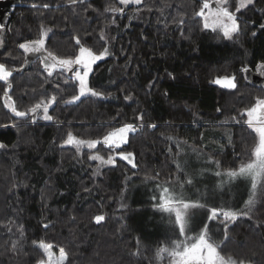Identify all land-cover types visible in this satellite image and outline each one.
<instances>
[{
    "label": "trees",
    "instance_id": "1",
    "mask_svg": "<svg viewBox=\"0 0 264 264\" xmlns=\"http://www.w3.org/2000/svg\"><path fill=\"white\" fill-rule=\"evenodd\" d=\"M202 2L121 5L119 0H85L91 5L86 12L67 0H20L12 5L8 23L0 22V63L13 70L9 95L18 110L52 94L57 101L49 109L51 121L43 120L42 112L34 122L31 116L16 118L4 104L7 82L0 81V143L6 146L0 149V264H37L45 259L36 247L40 241L55 251L63 247L66 264H149L145 247L154 248L167 235L149 211V186L135 192V183L177 177L179 183L185 176V153L222 171L238 170L248 162L258 137L243 122L244 109L264 97V82L240 70L257 71L264 64V0L240 10V33L222 40L214 39L213 31L194 15ZM109 6L125 11L108 12ZM41 25L52 30L45 47L60 58L78 54L73 40L77 35L94 52L108 47L109 56L94 65L89 77L90 87L104 95L68 103L77 94L72 74L55 69L49 75L39 55L19 48L39 38ZM233 75L236 89L213 82ZM139 113H144L142 121L135 120ZM125 123L135 124L137 131L121 149L97 145L77 151L63 145L68 132L98 139ZM119 151L133 153L136 166L117 156L115 165L96 174L98 162L90 157ZM263 195L247 216L227 225L228 238L216 241L221 255L264 264ZM101 214L106 219L97 224L94 217ZM148 218L152 222L145 223ZM16 241L23 250L12 252ZM137 248L140 254L134 255Z\"/></svg>",
    "mask_w": 264,
    "mask_h": 264
},
{
    "label": "snow or ice",
    "instance_id": "2",
    "mask_svg": "<svg viewBox=\"0 0 264 264\" xmlns=\"http://www.w3.org/2000/svg\"><path fill=\"white\" fill-rule=\"evenodd\" d=\"M254 0H239V4L235 11H230L228 0H215V7H213V0H203L202 5L198 12L194 15L203 18V27L205 29L211 28L213 31L219 29L223 35L228 38H232L234 34H239L241 31L240 23L236 15L241 9L252 4ZM121 5H140L142 0H119ZM67 4L72 6L80 5L84 7L86 12L90 4L86 5L85 0H67ZM44 8H48L47 4L43 5ZM151 11V9H148ZM108 12L123 14L124 7L109 6ZM111 23H115L113 19ZM184 21L180 20L179 24H183ZM2 27V25H0ZM260 27L264 29V24ZM42 31L40 36L35 40H27L19 44V48L23 49L25 53H40V59L43 67L51 75L53 70L62 69L71 73L70 79L75 81V87L77 88V94L70 97L68 103H74L80 101L85 96L100 97L103 93L96 91L89 86V76L93 72L94 65L99 61L104 60L109 56L108 47H104L99 53L94 52L92 48L84 46L81 43V38L77 35L73 37L75 45L78 47V54L73 57L60 58L54 53L48 51L45 47L46 40L49 38V34L52 32L50 28H44L41 25ZM101 37L104 33H100ZM255 35V33H253ZM264 69V64L260 66L261 70ZM240 71L248 72V68H242ZM264 75V71H261ZM13 70H9L4 63H0V81L7 82V89L4 91V104L14 114V117L20 119H27L31 116L34 122L40 112L43 113L42 119L45 121H51L54 119L49 114V109L57 101L55 94L50 95L48 99L41 98L38 102L34 103L27 110H18L16 102L9 95V91L12 88L9 78L12 77ZM215 84L222 86L226 89H236V77L235 75L229 77H218L213 81ZM67 83V82H65ZM56 89L60 88V84L55 85ZM125 99L131 100V96H126ZM244 113L247 115V119L243 122L250 128L258 137L257 143L254 145L251 153L249 154V160L246 163H242L238 170L232 169L227 172L229 180L237 178H243L250 184L251 195L245 204L247 211L236 212L232 210H225L224 208L212 207L206 208V205L200 203L198 200H192L183 195L182 192H177L176 189L170 190L168 187L161 186L162 194L160 195V203L156 206L162 213H167L169 222L173 225L174 233L183 237L182 239L170 240V247L168 245L158 247L156 250V258L163 259L165 254L171 258L172 264H246L241 259L239 261L233 259L231 256L225 257L221 255L218 249V245L214 243L209 235L208 224L211 221H215L219 218H223V221H231L237 219L239 215L247 216L255 205V194L258 186L261 190H264V98L256 97L252 106L244 109ZM144 113H139L135 116V120L142 121ZM155 128L156 125H150ZM137 127L133 123H125L122 126L115 128L114 130L103 135L98 139H80L73 135L72 132L67 133V138L63 141V145H73L77 151L87 147L88 149H96L97 145L106 146L109 149H121L123 145L128 143V137L130 133H135ZM6 148L5 145L0 143V149ZM119 156L122 160L127 161L135 167L133 160V153L119 151L115 155L109 156L107 160L100 156L98 153L90 157L91 160H99L102 164L115 165L116 157ZM99 171V168H97ZM216 176L220 177L221 172H216ZM186 184L191 185L192 180L189 178L185 181ZM183 184L179 187L183 188ZM155 199V197H154ZM205 209L207 216L206 220L202 221V227L196 233L195 236H186V230H191L190 221L195 215L197 210ZM106 218L104 215H96L94 220L97 224H100ZM48 228V225H44ZM23 233L21 232V236ZM224 236L227 239V228L225 226ZM35 244V242H34ZM36 247L43 250L46 259H38L37 264H66L68 261V253L63 247L59 248V256L57 257L53 251V245L40 241L36 244ZM12 252H18L23 250V245L20 241L13 242L11 244ZM140 250L134 255H139Z\"/></svg>",
    "mask_w": 264,
    "mask_h": 264
},
{
    "label": "rangeland",
    "instance_id": "3",
    "mask_svg": "<svg viewBox=\"0 0 264 264\" xmlns=\"http://www.w3.org/2000/svg\"><path fill=\"white\" fill-rule=\"evenodd\" d=\"M238 4H239V0H228L227 6L229 7L230 11H235ZM215 6H216L215 0H213V7ZM239 12L236 13L237 16ZM201 20L204 23L203 18H201ZM213 37L216 40H222L224 38H227L223 35L222 31H220L219 29L213 31ZM32 54L41 56L40 53H32ZM260 98H264V97H260ZM99 155L104 157L105 160H107L109 156H112L109 155L108 157H105L101 154ZM209 160L211 161V159ZM97 162H98L97 168H99V171H97L96 168V174H99L100 170L107 164H102L99 160H97ZM182 162H183V168L185 170L184 171L185 176H183L182 179H180L181 181H179V183H178L179 177H177L176 179L171 181H167V182L157 181V183L155 182L151 183L150 180H143L142 182H138V183L136 182L134 185L133 191L135 192H137V190L141 188L147 189V186H149V190L152 191L148 201L149 211H151L152 215H154L153 217H155L153 220L160 225L159 228L160 229L162 228L163 234L167 235V237L164 240H161V242L158 243L154 248L148 249L145 247L148 253L149 264H172L171 258L168 257L166 254L162 260L157 259L156 250L158 247H162L165 245H168L170 247L171 246L169 243L170 240L174 241L183 238L177 236L174 233L173 225L169 222L168 214L162 213L156 206L158 203L161 202L160 201V195L162 194L161 186L168 187L170 190L176 189L177 192H182L185 197L191 198L192 200H198L200 203L206 205V208L208 209L212 207H219V208H224L225 210L236 211L238 213L247 210L245 208V204L251 195L250 184L247 182V180L243 178L229 180L227 176V172L229 170L222 171L221 169H219L218 166H214L213 162H207V161L204 162V160L200 159L197 156H189L188 154L185 153L183 155ZM218 171L222 173L220 177L215 175V173ZM189 178L192 180L191 185L185 183V181ZM180 184L184 185L183 188L179 187ZM262 192H264V190H261V188L258 186L254 197L256 202L260 198H262L261 196ZM209 201L212 202V204L206 203ZM132 214H130V216ZM150 216L151 215L148 214L149 218ZM206 216L207 213L205 209L197 210L195 215L192 217V220L190 221L191 230L190 231L186 230L185 235L195 236L196 233L199 231V229L202 227V221L206 220ZM137 217H138L137 222H139L141 220L140 218L141 216H137ZM149 218L146 220L145 223L152 222V219ZM233 221L234 220L223 221V218L221 217L215 221L209 222L208 224L209 235L214 243H216V241L224 237L225 226L227 227V225L232 223ZM52 251L57 257L59 256V251H55L53 248ZM246 264H251V263H246Z\"/></svg>",
    "mask_w": 264,
    "mask_h": 264
},
{
    "label": "water",
    "instance_id": "4",
    "mask_svg": "<svg viewBox=\"0 0 264 264\" xmlns=\"http://www.w3.org/2000/svg\"><path fill=\"white\" fill-rule=\"evenodd\" d=\"M20 2V0H0V22L3 24H7L10 18L9 11L13 4ZM4 30H2L3 32ZM31 62V56H27L25 61V68L29 66ZM261 71L264 69L255 71L251 68H248V72H245L247 77H250L253 81L262 83L264 82V75L261 74Z\"/></svg>",
    "mask_w": 264,
    "mask_h": 264
}]
</instances>
